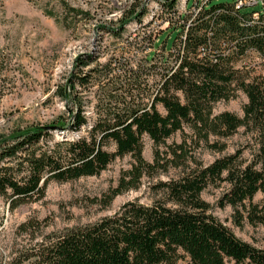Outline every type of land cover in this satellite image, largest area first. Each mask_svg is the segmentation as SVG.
<instances>
[{"label":"trees","instance_id":"trees-1","mask_svg":"<svg viewBox=\"0 0 264 264\" xmlns=\"http://www.w3.org/2000/svg\"><path fill=\"white\" fill-rule=\"evenodd\" d=\"M163 2L175 19L161 34L146 35L151 51L139 59L129 56L126 38L121 59L95 62L89 53L79 54L73 72L55 91L70 102L65 116L0 137V198L9 211L42 200L52 181L97 175L127 155L131 165L103 194V205L139 188L144 177L155 197L148 203L129 200L92 223L47 234L30 217L18 227V234L28 233V243L6 264H264V76L251 75V65L244 64L250 53L264 63V21L241 25L237 12L228 8L209 11L210 20L203 13L182 28L176 0ZM146 12L144 4L133 3L116 26L98 27L118 39L131 21L142 24ZM87 87L92 88L90 115L81 94ZM238 90L247 97L241 116L214 112L217 102L234 98ZM65 128L78 136L55 139L52 130ZM239 129L249 135V158L238 150L208 164L196 157L200 148L224 151L221 139ZM176 133L182 135L179 143L157 148ZM144 136L156 146L151 162L142 154ZM170 171L167 179L159 178ZM221 182L228 186L219 206L230 205L238 223L245 215L251 225L261 226L262 246L239 239L211 213L201 194ZM257 192L263 195L260 203L253 202Z\"/></svg>","mask_w":264,"mask_h":264},{"label":"rangeland","instance_id":"rangeland-1","mask_svg":"<svg viewBox=\"0 0 264 264\" xmlns=\"http://www.w3.org/2000/svg\"><path fill=\"white\" fill-rule=\"evenodd\" d=\"M231 1L212 0L210 5ZM63 2L88 14L68 12L64 10ZM133 3H138V7L142 4L146 6L142 24L131 21L118 39L98 27L101 24L116 26L117 19ZM47 10L52 11L58 19L46 15L44 11ZM249 10L251 8L243 9ZM174 19L173 12L163 0H0V137L16 128L50 125L55 119L65 116L70 102H66L55 91L73 72L74 60L79 54L89 53L95 62L121 59L128 38L132 46L129 56L135 55L139 59L153 49L146 35L151 33L154 37L155 34H161ZM160 47H157V52ZM244 64L251 65V75L264 76V63L256 53H250ZM241 66L242 62L236 64L238 68ZM91 90L87 87L81 92L87 115H90L92 107L87 102ZM246 101L245 93L238 90L234 98L217 102L214 112L230 111L241 116ZM52 133L57 140L75 138L79 134L70 128L54 129ZM248 138L249 135L239 129L231 137L221 139L226 144L224 151L200 148L195 152L196 157L208 164L223 154L236 153L238 150L242 151V158H249ZM181 140L182 135L176 133L157 148L165 150L166 145ZM142 142L143 157L151 162L156 146L148 136H144ZM131 161L127 155L116 158L97 175L62 183L52 181L47 185L42 200L21 205L13 211H9L6 202L0 198V263L11 262L14 250L28 243V233L18 234V227L30 217L41 222L40 229L43 234H47L92 223L114 213L129 200L150 202L155 194L149 187L151 180L144 177L139 188L119 194L108 206L103 205V194L117 184L121 171L129 168ZM170 175H173L172 171L159 174V178L167 179ZM227 186L225 182L209 185L201 196L211 205L213 216L236 237L262 246L261 226L251 225L245 215L238 223L230 205L219 206V199ZM262 196L261 192H257L253 202L260 203Z\"/></svg>","mask_w":264,"mask_h":264},{"label":"built area","instance_id":"built-area-1","mask_svg":"<svg viewBox=\"0 0 264 264\" xmlns=\"http://www.w3.org/2000/svg\"><path fill=\"white\" fill-rule=\"evenodd\" d=\"M212 0H176V19L179 26L189 27L196 18L205 13L204 19L210 20L209 11L214 10L218 13L222 10L228 9L237 12L240 16L241 25H258L264 21V0H233L222 5H210ZM251 8L249 11L243 9ZM203 19V20H204ZM179 27V28H180ZM186 30V28H185Z\"/></svg>","mask_w":264,"mask_h":264}]
</instances>
